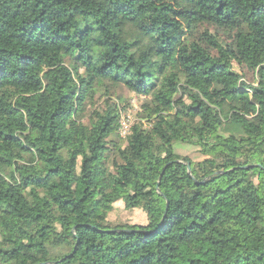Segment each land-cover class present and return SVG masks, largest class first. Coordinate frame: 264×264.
<instances>
[{"label": "trees", "instance_id": "16d2710c", "mask_svg": "<svg viewBox=\"0 0 264 264\" xmlns=\"http://www.w3.org/2000/svg\"><path fill=\"white\" fill-rule=\"evenodd\" d=\"M0 264H264V0H0Z\"/></svg>", "mask_w": 264, "mask_h": 264}, {"label": "rangeland", "instance_id": "374dc122", "mask_svg": "<svg viewBox=\"0 0 264 264\" xmlns=\"http://www.w3.org/2000/svg\"><path fill=\"white\" fill-rule=\"evenodd\" d=\"M116 95L115 97L118 98V104L122 107V110L120 111V127H119V136L122 138H125L124 135L126 128H130V126L137 121L138 115L137 112L140 110V105L144 101L142 97L133 95L131 92L126 90L123 87L116 88ZM102 92H95L94 94V103L95 107L97 105H101L104 101V98L101 95ZM207 94H209L208 91H206ZM88 106V105H87ZM93 106L88 107V110H90ZM94 107V108H95ZM87 113L85 112L84 118H86ZM126 135V134H125ZM67 149L70 152H73L71 142L68 143ZM174 150L175 153L182 156H188L194 161H200L204 156L200 154L198 149L187 145V144H174ZM115 168L110 164V171L109 176L113 177L115 176ZM109 219L114 222H121L126 221L132 224H140L147 222L145 213L140 209H134V210H127L124 208L123 203L119 202L116 204L114 210L109 214Z\"/></svg>", "mask_w": 264, "mask_h": 264}, {"label": "water", "instance_id": "95a60500", "mask_svg": "<svg viewBox=\"0 0 264 264\" xmlns=\"http://www.w3.org/2000/svg\"><path fill=\"white\" fill-rule=\"evenodd\" d=\"M168 165H169V164H166V165H165V167H164L162 173L164 172V170L166 169V167H167ZM188 172H190L189 165H188Z\"/></svg>", "mask_w": 264, "mask_h": 264}, {"label": "built area", "instance_id": "2783aa9c", "mask_svg": "<svg viewBox=\"0 0 264 264\" xmlns=\"http://www.w3.org/2000/svg\"><path fill=\"white\" fill-rule=\"evenodd\" d=\"M128 131H129V128H126V131H125L124 135H122V136H125V134H127Z\"/></svg>", "mask_w": 264, "mask_h": 264}]
</instances>
